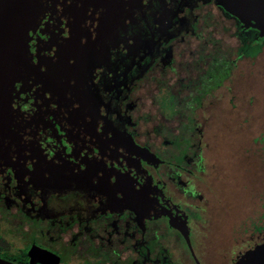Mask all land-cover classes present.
Instances as JSON below:
<instances>
[{"label":"flooded vegetation","instance_id":"obj_1","mask_svg":"<svg viewBox=\"0 0 264 264\" xmlns=\"http://www.w3.org/2000/svg\"><path fill=\"white\" fill-rule=\"evenodd\" d=\"M224 4L139 0L103 34L89 8L74 33L79 55L65 58L68 18L55 16L32 52L42 73L57 71L29 81L13 104L20 140L0 164L1 259L235 264L264 244V220L223 251L207 241L209 126L237 123L232 109L254 124L244 69L264 53V7L259 23Z\"/></svg>","mask_w":264,"mask_h":264},{"label":"water","instance_id":"obj_2","mask_svg":"<svg viewBox=\"0 0 264 264\" xmlns=\"http://www.w3.org/2000/svg\"><path fill=\"white\" fill-rule=\"evenodd\" d=\"M139 0H0V164L9 160V152L19 148L13 104L20 90L29 81L53 76L55 67L42 73L35 63L32 50L40 44L41 37L55 16L61 13L68 18L66 27L68 38L59 50L60 56H78L75 53L74 33L79 28L82 16L89 8L100 11L101 33L112 30L119 24L125 6L135 5ZM264 0H226L223 8L235 15L232 9L245 15L254 14L256 22H261L260 13ZM59 23H62L57 19ZM52 38V36H49ZM57 54V53H56ZM71 66L68 72H71ZM56 70V71H55ZM189 244L188 236L185 234ZM255 255L257 259H255ZM264 244L246 252L235 264H264ZM0 264H14L0 258ZM33 264V263H30Z\"/></svg>","mask_w":264,"mask_h":264},{"label":"rangeland","instance_id":"obj_3","mask_svg":"<svg viewBox=\"0 0 264 264\" xmlns=\"http://www.w3.org/2000/svg\"><path fill=\"white\" fill-rule=\"evenodd\" d=\"M244 72L249 74L254 86V124H241L239 118L246 117V113L232 109L230 118L233 121L238 118L237 123L217 121L209 126L208 131L207 181L214 191L209 195L210 227L213 232L207 241L215 251H223L225 247L235 244L248 234L253 225L258 226L264 220V160L261 158L263 147L258 141L264 135V53ZM238 94L240 101L251 95ZM226 107L230 109L229 105ZM175 141L176 146L181 145ZM190 144L193 145V142ZM15 240L16 248L23 246L22 239ZM2 254L9 256L5 252Z\"/></svg>","mask_w":264,"mask_h":264}]
</instances>
